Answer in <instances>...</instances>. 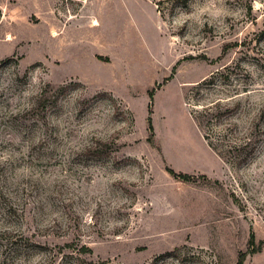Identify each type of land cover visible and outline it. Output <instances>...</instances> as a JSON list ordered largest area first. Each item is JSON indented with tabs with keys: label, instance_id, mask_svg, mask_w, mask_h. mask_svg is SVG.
<instances>
[{
	"label": "rangeland",
	"instance_id": "rangeland-1",
	"mask_svg": "<svg viewBox=\"0 0 264 264\" xmlns=\"http://www.w3.org/2000/svg\"><path fill=\"white\" fill-rule=\"evenodd\" d=\"M70 82L28 145L8 114ZM2 228L7 264H264V0H0Z\"/></svg>",
	"mask_w": 264,
	"mask_h": 264
},
{
	"label": "trees",
	"instance_id": "trees-1",
	"mask_svg": "<svg viewBox=\"0 0 264 264\" xmlns=\"http://www.w3.org/2000/svg\"><path fill=\"white\" fill-rule=\"evenodd\" d=\"M2 63L4 65L5 62ZM215 76V74L210 75L208 79L199 82L193 88L194 102L196 105H199V103L204 101V91L211 90L217 86L218 82H215ZM24 78L26 79V77ZM81 85L82 84L79 82H70L65 85H53L50 83L44 84L35 92V94H31L25 98L26 104L21 110L17 109L16 111L10 112L8 114L7 118L9 124L11 127H14L16 131H19L20 137L22 136V138L27 139L28 145H35L36 142L42 141L47 131L50 130L52 126V116L59 101V97L64 96L66 94V90H68L70 87H79ZM225 99L226 98H216L215 100L209 101L208 104L203 105V112L198 113L195 116L196 122L203 131L204 139L207 141L209 147L213 150H216L217 146L211 142V137L209 133H207L208 129L210 130V127L217 126L221 117H227L233 113V109L227 103L229 100L224 102ZM149 129L152 131V126L150 124ZM85 147L86 148L84 149L90 150L93 146ZM95 147H97V145H95ZM238 147L239 145L237 143L233 146H230L228 153L233 152ZM171 173L173 172L171 171ZM176 176L182 178L185 177L181 174H177ZM9 210V213L11 214V207ZM9 238H13L11 228H2L0 231V239L8 240L9 244L13 246L15 242H11ZM87 251H89L88 248ZM5 253L6 252H3L2 248H0V264L8 263V257L3 256ZM16 256H19V254ZM79 263H81V261L77 256L73 264ZM239 264H241V262Z\"/></svg>",
	"mask_w": 264,
	"mask_h": 264
}]
</instances>
